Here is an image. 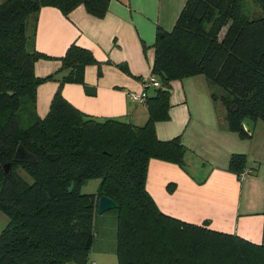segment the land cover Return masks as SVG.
Listing matches in <instances>:
<instances>
[{
    "label": "trees",
    "instance_id": "trees-1",
    "mask_svg": "<svg viewBox=\"0 0 264 264\" xmlns=\"http://www.w3.org/2000/svg\"><path fill=\"white\" fill-rule=\"evenodd\" d=\"M110 1L0 0V210L9 219L0 233V264H87L101 196L117 204L118 264H264V245L171 218L145 188L150 160L185 167L180 138L160 141L155 134V124L169 119L171 82L202 76L226 109L227 129L242 138L249 137L243 118L264 126V0H186L170 32L157 28L151 76L160 86L144 89L142 126L94 119L63 98L64 84L83 85L85 68L99 66L89 50L73 43L54 59L60 62L54 73L34 72L36 62L52 59L35 50L41 8L66 17L83 6L103 18ZM53 81L59 87L40 118L37 88ZM19 144L35 164L13 161ZM245 164V156L232 155L228 171L240 180ZM92 179L100 180L97 193L81 194Z\"/></svg>",
    "mask_w": 264,
    "mask_h": 264
},
{
    "label": "crops",
    "instance_id": "crops-1",
    "mask_svg": "<svg viewBox=\"0 0 264 264\" xmlns=\"http://www.w3.org/2000/svg\"><path fill=\"white\" fill-rule=\"evenodd\" d=\"M185 3L111 0L103 18L89 15L83 6L66 17L56 8L43 7L37 18L35 50L52 59L36 62L35 75L42 78L54 73L60 67L54 59L75 43L89 50L99 66L85 68L83 85L64 84L63 98L94 119L142 126L147 120L146 107L133 103L128 95L144 91L143 81L151 76L157 28L170 32ZM170 85L169 119L155 124V134L160 141L180 138L187 149L185 167L150 160L145 184L148 194L163 214L180 222L264 245L263 124L254 122L252 133L242 138L227 129L225 115L220 123L202 76ZM58 87L53 81L37 88L40 118L47 115ZM236 154L246 159V172L240 180L228 171L229 160Z\"/></svg>",
    "mask_w": 264,
    "mask_h": 264
},
{
    "label": "rangeland",
    "instance_id": "rangeland-1",
    "mask_svg": "<svg viewBox=\"0 0 264 264\" xmlns=\"http://www.w3.org/2000/svg\"><path fill=\"white\" fill-rule=\"evenodd\" d=\"M215 94L219 97V92L215 91ZM215 105L219 113L220 123L223 124L222 118L226 114V109L223 107L219 98H217ZM19 175L28 183L32 182V179L24 172H20ZM100 185L99 179L89 180L87 183L81 186V194H96ZM97 212V211H96ZM9 223L8 217L0 210V233L6 228ZM94 228L96 236L91 249L90 259L94 264H118L117 258L114 255V237L116 231L115 215L112 211H106L102 214L96 213L94 216Z\"/></svg>",
    "mask_w": 264,
    "mask_h": 264
},
{
    "label": "water",
    "instance_id": "water-1",
    "mask_svg": "<svg viewBox=\"0 0 264 264\" xmlns=\"http://www.w3.org/2000/svg\"><path fill=\"white\" fill-rule=\"evenodd\" d=\"M234 111L236 112L237 109H234ZM241 125H242V127L246 133H248V134L252 133L254 122L251 119L243 118L241 120ZM58 158H59V156H57V155H55V156L49 155L48 156V159L50 161H54ZM13 161L15 163L35 164L37 162V159L22 144H19L15 150ZM9 169H10V164L3 166L4 172H8ZM72 189H73V185L71 184V186L68 189V192H71ZM116 208H117V204L113 200H111L110 198H108L106 196H101L97 199L96 211L98 214H102L103 212H106V211H112V210H115Z\"/></svg>",
    "mask_w": 264,
    "mask_h": 264
},
{
    "label": "built area",
    "instance_id": "built-area-1",
    "mask_svg": "<svg viewBox=\"0 0 264 264\" xmlns=\"http://www.w3.org/2000/svg\"><path fill=\"white\" fill-rule=\"evenodd\" d=\"M143 86L144 88H147V87L159 88L160 84H159V81L155 77L150 76L145 81H143ZM128 96H129L130 101H132L133 103L144 105L145 99H146V92L144 90L140 93H130ZM245 172L246 171L242 173V176L245 174ZM90 264H94V263L91 262Z\"/></svg>",
    "mask_w": 264,
    "mask_h": 264
}]
</instances>
